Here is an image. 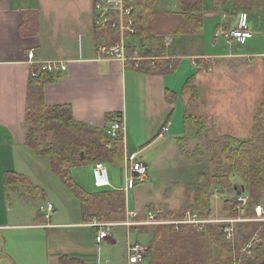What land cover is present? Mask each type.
Returning a JSON list of instances; mask_svg holds the SVG:
<instances>
[{"label":"crops","instance_id":"crops-1","mask_svg":"<svg viewBox=\"0 0 264 264\" xmlns=\"http://www.w3.org/2000/svg\"><path fill=\"white\" fill-rule=\"evenodd\" d=\"M96 1L0 0V200L14 195L27 205L54 198L50 199L53 205L46 202L53 206L48 221L40 209L46 203L19 215L0 207V264H127L126 228L111 227L110 237L97 244L98 228L93 225L99 221L83 218L78 200L52 173L49 159L35 156L25 145L24 116L31 78L33 73L40 74L41 65L55 62L66 66L64 72L51 74V80L37 91L46 106L68 107L74 121L99 131L121 115L125 129V144H120L122 161L125 154L148 151L165 135L175 142L184 138L181 93L203 64L222 59L246 61L249 68L258 66L264 71V0H202V32L165 39V58L176 61L174 72L166 75L137 72L132 63L123 65L99 56L97 46L110 44L116 36L94 27ZM179 10L180 0H158L153 8L155 14ZM242 15L251 37L240 43L226 41L221 33L233 29ZM127 42L138 46L136 40ZM172 95L175 102L170 101ZM166 126L168 131L160 137ZM163 148L156 160L163 158ZM76 171L71 170L72 178ZM8 173L25 177L29 186L6 188ZM112 179L116 181L114 176ZM73 181L87 193L97 191H87ZM122 187L108 190L123 193ZM123 195L125 211H135L140 219L145 211L175 210L158 202L144 204L152 198L139 189L133 193L132 203ZM132 232L133 227L130 241Z\"/></svg>","mask_w":264,"mask_h":264},{"label":"trees","instance_id":"trees-1","mask_svg":"<svg viewBox=\"0 0 264 264\" xmlns=\"http://www.w3.org/2000/svg\"><path fill=\"white\" fill-rule=\"evenodd\" d=\"M157 1L135 0L137 32L127 40H136L138 46H131L128 42L127 44L130 54L137 49L142 57L155 59L153 65L149 62L140 63V67L135 69L137 72L166 75L174 72L176 61L165 58V39L201 33L203 1L180 0L178 12L155 14L153 8ZM237 5H241L240 2ZM31 79L32 92L24 116L26 147L35 156L49 159L52 173L78 200L85 220L95 218L101 223L123 221L125 217L123 193L110 191L108 187L96 188V192L87 193L73 181L71 174L74 168L83 165L93 166L97 163L122 167L120 143L109 140L105 135V129L95 130L74 121L68 107L46 106L42 95L37 91L45 82L51 80V74L40 72ZM190 80L186 82L182 93H185ZM170 99L172 102L176 97ZM210 143L213 146L217 145L221 154L225 155L224 164L217 162L215 171H209L206 176H199L198 198L203 209L190 211L197 212L201 218H209L211 211L207 206L206 197L215 188L221 196L224 191L229 194L223 200L229 217L236 215L234 207L240 194L247 196L249 200L247 215H252L253 206L264 200V141L252 144L223 138ZM232 144L235 146L232 147ZM107 145H111L112 149H108ZM213 150L211 147L210 151ZM201 154L195 155L201 159ZM206 157H210V153ZM230 177L238 178L240 185H231ZM5 186L6 188L29 186V181L21 175L8 173L5 177ZM183 212L177 216L175 213H160V217L173 219L180 217ZM234 229V238L226 240L217 226L205 225L202 231H197L190 225L179 226L177 230L169 225L156 226L148 243L147 264H264V228L255 233L256 225L238 224ZM133 231L148 233L146 227H133ZM204 239L214 246L208 252L203 251ZM250 243L254 252L253 258L242 252Z\"/></svg>","mask_w":264,"mask_h":264},{"label":"rangeland","instance_id":"rangeland-1","mask_svg":"<svg viewBox=\"0 0 264 264\" xmlns=\"http://www.w3.org/2000/svg\"><path fill=\"white\" fill-rule=\"evenodd\" d=\"M193 70L194 73L196 69ZM182 99L186 115L185 134L181 135L184 138L175 142L171 135H165L151 149L140 154L138 156L140 161L148 167V179L144 183L137 184L126 194L127 202L132 203L133 193L139 189L152 198L150 201L146 199L144 204L158 202L160 205L173 206L174 211L165 213H175V216L186 210L203 209L199 205L201 201L198 198V178L201 175L206 176L209 171H215L216 163L224 164L225 160L220 148L210 142L223 138L252 144L264 141V71L258 66L249 68V63L246 61L235 63L222 59L211 64H203L198 76L191 78L185 93H182ZM234 146L232 144V147ZM162 147H164V156L156 160V153L163 152ZM211 147L214 149L213 152L210 151ZM197 153H202L201 159L196 157ZM208 153L210 157H206ZM104 165L108 173L109 188H121L122 167ZM89 167L79 166L73 175V179L87 191L96 189ZM113 176L116 181H113ZM230 181L231 185H240L236 177H230ZM228 196L226 191L221 196L215 188L211 190L206 197L207 206L211 211L210 218L230 216L223 202ZM14 197V195L3 196L2 201L0 200V207L10 208L14 215L22 214L25 209L36 211L37 204L39 206L46 202L51 203L54 199L52 196L50 197L52 200L45 199L42 202L35 201L26 205ZM251 217L247 215V218ZM241 224L256 225L255 233L264 228L259 223ZM146 228L148 233L132 232L131 241L148 247L154 227ZM202 243L205 252L214 247L207 242V239Z\"/></svg>","mask_w":264,"mask_h":264},{"label":"built area","instance_id":"built-area-1","mask_svg":"<svg viewBox=\"0 0 264 264\" xmlns=\"http://www.w3.org/2000/svg\"><path fill=\"white\" fill-rule=\"evenodd\" d=\"M93 25L96 29L106 30L111 35L116 36V40L110 44H100L97 46V53L101 58L107 60H116L123 65L132 63L134 69L140 67V63L149 62L153 65L155 59L149 57H142L138 50L135 49L132 54L129 53V45L127 38L135 35L137 32L136 25V8L135 0H97L93 5ZM221 36L228 42L236 41L243 42L245 39L251 37L247 25L246 16L242 15L238 19L236 26L227 31H223ZM168 42L166 41L165 44ZM29 58H33V53L29 54ZM66 66L64 63H46L41 65L40 72L56 75L64 72ZM37 74L33 73L32 78ZM168 131V126L163 129L164 133ZM105 135L111 141H118L120 144H125V129L123 126V118L121 115H116L109 122L105 128ZM108 149H112L111 145H107ZM138 154L124 155L122 176L123 187L121 191L125 194L137 184L144 183L148 179V167L140 161ZM92 177L94 187L97 189L109 187L108 173L103 163L94 164L92 167ZM237 205L234 207L236 215L227 218H201L197 212L186 210L180 217L173 219H165L160 217V213L155 211H145L143 219L135 211H125L126 219L122 223H95L93 226L98 228L95 237V242L100 244L110 237V228L113 226H123L127 230L126 234V257L127 264H147L148 247H145L138 242H131L129 240L130 229L132 227H147V226H174L175 229L182 225H190L197 231H202L205 225L217 226L221 229L226 237V240H232L235 236V227L238 224L253 222L264 226V200L253 206V214L251 218H247V208L249 200L245 195H238ZM41 212L46 221L50 219L53 212V206L46 203L41 208ZM242 252L249 258L254 257L252 251V243L246 245Z\"/></svg>","mask_w":264,"mask_h":264}]
</instances>
